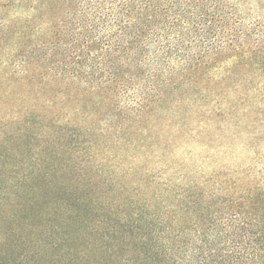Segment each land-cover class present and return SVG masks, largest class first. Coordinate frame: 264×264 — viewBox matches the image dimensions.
<instances>
[{
  "label": "trees",
  "instance_id": "1",
  "mask_svg": "<svg viewBox=\"0 0 264 264\" xmlns=\"http://www.w3.org/2000/svg\"><path fill=\"white\" fill-rule=\"evenodd\" d=\"M238 5L0 0V264H264V188L170 175L176 141L264 107V21Z\"/></svg>",
  "mask_w": 264,
  "mask_h": 264
},
{
  "label": "rangeland",
  "instance_id": "2",
  "mask_svg": "<svg viewBox=\"0 0 264 264\" xmlns=\"http://www.w3.org/2000/svg\"><path fill=\"white\" fill-rule=\"evenodd\" d=\"M237 2L240 5L254 4L252 8L245 7L243 11L241 10L246 18H249L248 20L251 22L264 21V18H260L264 17V0H237ZM13 12H23V14L15 13L12 16L14 21L10 20V22L16 23L15 20L21 17L26 19V4L23 8L21 6V9ZM19 66L16 62L14 68L18 73L13 78L14 83L10 84L13 91H17L18 88L26 90V81L21 80L25 76L22 74L24 68ZM252 108L256 109L252 110L249 115L242 111L228 116L229 112H224L227 120L223 125L210 128L208 123L204 124L199 133L196 131L198 141L194 140L185 144L176 141L170 162L174 164L177 160H199L201 157L211 160L214 158L216 167L213 173L221 174L249 173L250 170L258 169L261 157L264 156V107L255 105ZM218 120H221V116L212 118L211 121L218 122ZM155 161L154 159L149 165L153 171L159 169H155L156 166L153 163Z\"/></svg>",
  "mask_w": 264,
  "mask_h": 264
},
{
  "label": "clouds",
  "instance_id": "3",
  "mask_svg": "<svg viewBox=\"0 0 264 264\" xmlns=\"http://www.w3.org/2000/svg\"><path fill=\"white\" fill-rule=\"evenodd\" d=\"M254 5V4H253ZM253 5H238L241 10L245 7L252 8ZM264 18V17H260ZM7 96L5 101H3L4 108H16V107H38L43 101H37L31 97L21 96L19 99H15L12 103H7ZM3 114V113H2ZM216 164L213 159H208L201 157L199 160L189 159V160H177L171 168V179L175 183L183 181L185 184L190 183L193 180L203 181L207 180L209 175L213 174ZM177 177L179 180H177ZM235 180V184L232 186L230 195L237 199H242V193H244L246 188L253 186H259L264 188V156L261 157L260 167L258 169L250 170L249 173L237 172L232 176Z\"/></svg>",
  "mask_w": 264,
  "mask_h": 264
}]
</instances>
